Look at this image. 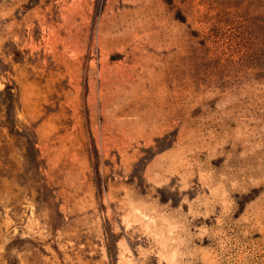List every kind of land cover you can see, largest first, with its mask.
I'll return each mask as SVG.
<instances>
[{"label":"rangeland","instance_id":"1","mask_svg":"<svg viewBox=\"0 0 264 264\" xmlns=\"http://www.w3.org/2000/svg\"><path fill=\"white\" fill-rule=\"evenodd\" d=\"M0 264H264V0H0Z\"/></svg>","mask_w":264,"mask_h":264},{"label":"bare ground","instance_id":"2","mask_svg":"<svg viewBox=\"0 0 264 264\" xmlns=\"http://www.w3.org/2000/svg\"><path fill=\"white\" fill-rule=\"evenodd\" d=\"M104 56V55H103ZM120 69V68H119ZM111 75V74H110ZM103 91V90H102ZM118 92V90L116 91V93ZM119 94H121V92L119 93ZM119 97L121 96V95H118Z\"/></svg>","mask_w":264,"mask_h":264}]
</instances>
